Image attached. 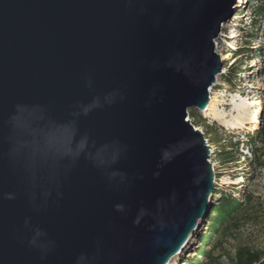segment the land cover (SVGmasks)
<instances>
[{"label": "water", "instance_id": "water-1", "mask_svg": "<svg viewBox=\"0 0 264 264\" xmlns=\"http://www.w3.org/2000/svg\"><path fill=\"white\" fill-rule=\"evenodd\" d=\"M248 2L0 0V264H168L194 242L219 196L189 109Z\"/></svg>", "mask_w": 264, "mask_h": 264}, {"label": "rangeland", "instance_id": "rangeland-1", "mask_svg": "<svg viewBox=\"0 0 264 264\" xmlns=\"http://www.w3.org/2000/svg\"><path fill=\"white\" fill-rule=\"evenodd\" d=\"M248 6L249 9L244 11L238 6V14L222 29L217 52H227L229 57L224 60L219 83L212 91L219 97L218 109L227 112L231 118L244 121L243 128L224 127L197 107L190 108L188 116L194 126L204 131L208 143L213 144L210 158L217 175L218 191L240 198V190L248 186L256 198V204L240 217L239 223L231 224L228 230H220L213 239L214 254L224 264H233L232 258L241 245L264 249V164L257 161L254 164L253 141L258 138L256 129L259 123L254 128L249 119L260 101V117L264 121V0H249ZM233 71L237 78L230 82L227 77ZM233 96L237 98L236 103ZM237 105L241 107L236 108ZM252 133H255L253 137L250 136ZM224 148L236 160L225 162L228 153L222 155ZM252 170L254 175L250 172ZM217 195L220 197L219 193ZM207 229L208 222L175 264H192L196 257H200L197 254L202 244L200 235Z\"/></svg>", "mask_w": 264, "mask_h": 264}, {"label": "trees", "instance_id": "trees-1", "mask_svg": "<svg viewBox=\"0 0 264 264\" xmlns=\"http://www.w3.org/2000/svg\"><path fill=\"white\" fill-rule=\"evenodd\" d=\"M230 82H233L237 77L234 74V71L229 74L227 77ZM256 129L257 140L254 142L253 154H254V164L256 161L260 165L264 164V121L261 120V123ZM255 133H252L250 136L253 137ZM262 145L258 146V144ZM235 145V144H234ZM233 146V144H232ZM238 146V145H236ZM222 155L228 153L224 160L234 161L236 157L230 155V151L226 148L221 151ZM260 154L262 156H260ZM254 175V171H250ZM240 190L241 197L237 198L232 193H225L223 191H218L215 188V192L220 194V197L216 198V201L213 202V208L208 219V229L200 235L201 246L197 250V254L200 257L194 259V263L199 264H224L220 257L214 254V246L212 245L213 239L217 237V234L220 230H228L231 224L239 223L240 217L243 214H246L249 208H252L256 204L254 191H251L248 186H244ZM246 212V213H245ZM233 264H264V249L255 248L249 245H241L238 247V250L235 253V256L232 258ZM192 263V264H194ZM191 264V262H190Z\"/></svg>", "mask_w": 264, "mask_h": 264}, {"label": "bare ground", "instance_id": "bare-ground-1", "mask_svg": "<svg viewBox=\"0 0 264 264\" xmlns=\"http://www.w3.org/2000/svg\"><path fill=\"white\" fill-rule=\"evenodd\" d=\"M222 57H223V60L227 59L229 57V54L227 52H223L222 51ZM219 78L220 76L217 77V81L216 83L211 87L210 89V96H211V99H210V102L206 108V110H204L207 115H211L214 119H216L221 125H223L224 127H227L229 129H240V128H243L244 126V121L242 120H237L235 118H231L229 116V114L227 112H223V111H220L218 109V103H219V97L216 95V94H213V88L215 85H217L219 83ZM237 96V95H236ZM236 96H233V101L236 103L235 99ZM239 97V95H238ZM258 107L255 108V113H251L250 114V122L252 125H254L253 127L255 128V126H257V123L260 122V113H261V103L260 101H258ZM236 108H239L241 107L240 105L238 106H235ZM184 252V251H183ZM182 257L181 253L175 255L170 261L168 264H175L180 258ZM178 263V262H177Z\"/></svg>", "mask_w": 264, "mask_h": 264}, {"label": "built area", "instance_id": "built-area-1", "mask_svg": "<svg viewBox=\"0 0 264 264\" xmlns=\"http://www.w3.org/2000/svg\"><path fill=\"white\" fill-rule=\"evenodd\" d=\"M219 41V40H218ZM218 41H217V44H218ZM218 46V45H217ZM212 149V148H211ZM213 150V149H212Z\"/></svg>", "mask_w": 264, "mask_h": 264}]
</instances>
